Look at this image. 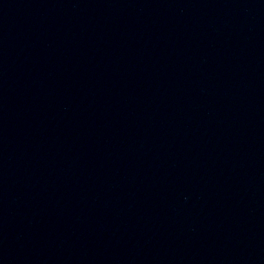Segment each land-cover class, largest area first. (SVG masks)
<instances>
[{
	"label": "water",
	"instance_id": "1",
	"mask_svg": "<svg viewBox=\"0 0 264 264\" xmlns=\"http://www.w3.org/2000/svg\"><path fill=\"white\" fill-rule=\"evenodd\" d=\"M0 264H264V0H0Z\"/></svg>",
	"mask_w": 264,
	"mask_h": 264
}]
</instances>
